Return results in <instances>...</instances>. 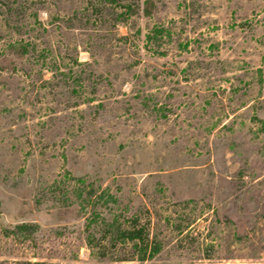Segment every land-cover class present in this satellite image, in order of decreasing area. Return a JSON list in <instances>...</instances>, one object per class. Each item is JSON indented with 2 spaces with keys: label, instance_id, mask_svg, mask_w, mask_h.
Listing matches in <instances>:
<instances>
[{
  "label": "rangeland",
  "instance_id": "1",
  "mask_svg": "<svg viewBox=\"0 0 264 264\" xmlns=\"http://www.w3.org/2000/svg\"><path fill=\"white\" fill-rule=\"evenodd\" d=\"M68 174L138 243L53 207ZM232 263L264 264V0H0V264Z\"/></svg>",
  "mask_w": 264,
  "mask_h": 264
},
{
  "label": "trees",
  "instance_id": "2",
  "mask_svg": "<svg viewBox=\"0 0 264 264\" xmlns=\"http://www.w3.org/2000/svg\"><path fill=\"white\" fill-rule=\"evenodd\" d=\"M17 45H19V52L24 55L32 49L30 42L20 41ZM65 179L71 181L67 182L64 178L56 179L43 190L44 195L53 196L56 204L53 207L76 205L85 216L87 229L94 225H101L120 242L138 243V240L142 238V229L136 228L135 224L132 227L126 225L122 216L113 211V206L118 204L119 199L109 187L96 186L87 175L68 174ZM42 201L43 198H37L38 204ZM210 257L207 256V258Z\"/></svg>",
  "mask_w": 264,
  "mask_h": 264
}]
</instances>
